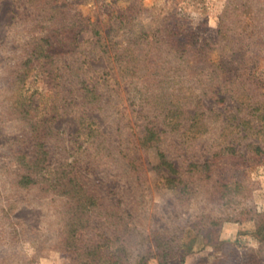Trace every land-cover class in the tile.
Segmentation results:
<instances>
[{
  "label": "rangeland",
  "instance_id": "rangeland-1",
  "mask_svg": "<svg viewBox=\"0 0 264 264\" xmlns=\"http://www.w3.org/2000/svg\"><path fill=\"white\" fill-rule=\"evenodd\" d=\"M64 20L73 22L72 39L83 43L72 57L62 60L73 61L93 49L94 60L89 63L96 77L128 62L131 57L119 55L130 49L143 69L151 57H157L158 64L166 67L161 80L181 69V99L197 91L200 76L189 77L188 69L200 61L234 64L239 84L252 78L264 93V0H0V264H72L64 240L73 207L66 205L67 197L57 194L65 193L76 176L100 198L103 210L120 217L123 232L127 229L125 236L107 225L93 233L124 240L128 252L121 253L120 264H264V156H249L237 173L234 166L230 169L228 155L212 172L189 168L190 163L203 165L224 145L218 130H213L220 123L214 114L207 116L211 130L192 143L182 145L175 135L164 136L162 151L189 182L191 194L179 203L177 192L165 186L164 178L173 176L157 169V150L139 144L143 128L136 112L141 96L149 94L143 71L140 78H128L131 84L113 91L106 99L109 104L87 113L98 117L102 132L98 143L83 135L74 94L60 111L62 98L71 91L57 78L61 63L56 59L61 58L36 60L32 52L40 45L49 51L73 41L60 37L47 46L50 26L61 27ZM98 29L100 41L93 33ZM188 34L198 42L214 44L207 57L186 51ZM176 38L181 46H175ZM109 48H117L119 55L104 54ZM113 70L119 79V71ZM179 86L170 81L155 90L172 101ZM27 100L40 107L38 114L48 120L44 124L50 154L46 173L53 184L48 195L40 194L39 186L19 184L17 154L32 150L25 144V136L31 133L23 108ZM240 102L228 99L219 104L208 98L204 103L223 116L241 117L251 108ZM255 124L264 123L256 119ZM263 141L240 140L239 155L246 154L249 145L263 146ZM226 183H240L242 189H227Z\"/></svg>",
  "mask_w": 264,
  "mask_h": 264
},
{
  "label": "trees",
  "instance_id": "trees-1",
  "mask_svg": "<svg viewBox=\"0 0 264 264\" xmlns=\"http://www.w3.org/2000/svg\"><path fill=\"white\" fill-rule=\"evenodd\" d=\"M72 23V21L67 22V20H64L61 27L54 29V25L50 26V31L45 36L47 38V46L52 47L53 41L60 37L72 39ZM93 33L97 40L100 41L102 35L99 29L95 32L93 31ZM219 34L224 36L222 29H220ZM188 35L190 37L188 42L189 49L186 48V51L207 57L209 50L214 44L208 41L198 42L193 34ZM72 40L74 43L73 41H64L62 48L53 47V49L50 48L49 51H46L40 45L37 50L32 52V57L36 60L52 55L61 58L56 59L61 63V66L57 69L60 72L57 78L61 79L64 82V87L70 89L72 93L68 91L67 96L62 98L63 108L60 111L65 110L69 98H71L70 96L74 94L73 101H78L75 106L79 109L80 127L84 130L83 135L87 136V138H93L98 143L102 138V132L97 124L98 117H89L87 113L92 111L95 113L96 109L103 108V104H109L106 99L108 97L111 98L113 91L119 90L120 85L123 87L131 84L133 80L126 81L128 78H140L142 75L147 77L148 80L145 87H149V94L141 96L142 105H140L139 111L136 112L139 118L138 122H142L143 128L142 133H140L139 144L142 149L157 150L159 157L157 169L167 171L173 176L164 178L165 186L177 192L179 203L187 201L191 194L189 182L184 181L186 173H181V170L171 162L166 151H162L161 147L165 142L164 136L168 134L175 135L177 139L179 138L182 145L183 143H192L200 135L211 130L207 116L214 114L219 118L220 123L213 130H218L224 145H221L212 158L203 165L190 163L188 165L189 168L192 167L195 171L201 173L203 171L212 172L217 167V163L222 162V158L228 155V160L231 161L229 167L231 169L234 166L232 170L237 173L243 169L244 164L247 163L250 157L264 156V141L263 146L249 145L247 153L244 155H239L237 150V144L240 140L250 137H255V139L263 138L264 140V124H255L256 119L264 123V93L260 84L255 83L252 78L246 79V81L239 84L240 77L235 75L234 64L230 65L229 63L221 62L219 65H215L210 62L200 61L192 65L188 69V75L189 77L200 76L196 81L198 89L196 92L190 89L191 93L181 99L180 96H182V91L184 90L182 81L181 83L179 82L183 77L181 69H177V74L172 77L161 80L159 76L166 67L158 64L157 57H151V60L143 69V65L137 62V56H135L134 51L125 49L119 55L117 48H109L104 54L111 52L122 58L129 56L131 59L126 63H121L111 67L108 71H104L101 77H96L92 74L93 67L89 63V61L94 60L93 49H90L87 53H79L75 60L72 58L74 63L71 60L70 62L62 60L65 57H72L78 45L83 43L82 39L79 40L76 37ZM180 41V38L174 39L175 46H181ZM74 44L77 45L72 48ZM172 49L178 51L176 47H172ZM45 52L48 55L44 56ZM152 60H156L157 63L152 62ZM114 68L119 71V79L116 78L115 73H112ZM142 71L143 74L140 75ZM246 74L251 75V73ZM170 81H175V84L180 85L175 89L177 91V95H175L177 99L173 95L174 100L172 101L167 100L169 95L165 98L157 89L155 90L156 86L168 84ZM226 93L228 97H221ZM170 96L173 99L171 94ZM136 98L134 96V100ZM208 98L215 99L219 104H225L228 99L231 103L241 100L240 104L248 103L247 107L251 108V111L245 112L241 117L232 114L223 116L222 113H216L213 108L207 107L204 102ZM258 98L259 100H257ZM27 101L29 104H25L23 108L31 125V133L25 136V144H28L32 150L29 148L22 149L17 154V158L21 159L17 163L20 165V172H22L19 175V184L28 188L39 186L40 194L48 195L53 190V184L50 185L46 173L50 154L48 151L47 128L44 124L48 120H44L38 114L40 107H35L31 100ZM238 110L240 111V106H238ZM126 117V115L123 116V118ZM160 126L163 129H160ZM88 128L89 130L87 131ZM102 154H106V152ZM77 178L76 176L70 179L71 187L65 193H56L59 196L67 197L66 205L73 207L71 210L72 217L67 224L68 229L65 234L64 250L71 255L72 264H120L122 260L121 253L128 252V247L123 242L124 240L117 237L118 235L98 237L93 235V233L107 225L114 227V229H119L121 235L125 236L127 229L125 230L124 228L123 232V223L120 217L108 210H103L100 198L93 193H89ZM223 186L227 189H242L240 183H226ZM222 198H224V193Z\"/></svg>",
  "mask_w": 264,
  "mask_h": 264
}]
</instances>
